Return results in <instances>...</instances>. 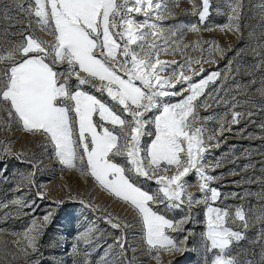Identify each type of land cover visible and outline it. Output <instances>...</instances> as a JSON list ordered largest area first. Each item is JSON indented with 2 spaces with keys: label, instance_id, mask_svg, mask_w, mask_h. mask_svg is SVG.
I'll return each instance as SVG.
<instances>
[{
  "label": "rangeland",
  "instance_id": "1",
  "mask_svg": "<svg viewBox=\"0 0 264 264\" xmlns=\"http://www.w3.org/2000/svg\"><path fill=\"white\" fill-rule=\"evenodd\" d=\"M10 2L0 0V10ZM156 3L161 5L159 10L145 7L131 18L143 24L144 13L149 12V23L156 27L147 30L145 47L154 43V55L159 52L161 61L181 62L158 75L168 77L174 70L177 76L182 72L198 83L219 73L194 102L197 127L204 129L205 174L212 177L208 188L216 189L218 198L212 201L210 191L201 192L203 181L195 170L183 178L186 191L200 202L189 206L185 201L179 208L160 204L154 209L179 222L168 234L181 249L160 250L157 261L156 250H147L142 220L130 204L101 187L79 165L63 166L45 134L25 130L0 105V264H41L44 258L45 264H82L85 253L90 264H208L218 251H205L209 205L227 212L226 226L241 232L243 238L234 240L228 252L241 264H264V0H209L203 21L199 17L202 0H153ZM237 3L239 18L230 20ZM9 15L11 20L4 19L0 11V50L20 45L26 34L53 39L29 13L13 8ZM65 67L57 65V70L63 72ZM71 83H76L74 78ZM83 90L109 100L106 92H96L91 86ZM187 94L163 99L177 103ZM233 113L240 114L236 123ZM158 114L153 109L146 119L153 120ZM124 118L129 117L124 114ZM145 131L154 133V125H147ZM153 139L154 135H144L142 145ZM116 162L124 164L125 160L120 157ZM157 174H163L162 170ZM133 179L145 191L158 190L154 179ZM237 210L244 213L246 227L236 218ZM109 216L118 218L121 228H113L107 222ZM89 229V243L77 239ZM26 236L37 237L35 250ZM118 238L124 245L123 254Z\"/></svg>",
  "mask_w": 264,
  "mask_h": 264
},
{
  "label": "snow or ice",
  "instance_id": "2",
  "mask_svg": "<svg viewBox=\"0 0 264 264\" xmlns=\"http://www.w3.org/2000/svg\"><path fill=\"white\" fill-rule=\"evenodd\" d=\"M202 4L201 21L208 12L209 0H202ZM145 7L156 11L161 5H154L153 0H11L9 7L0 10L4 19H12L9 13L13 8L18 13H29L53 39L45 41L26 34L20 45L0 50V65H4L0 72V105L6 106L7 115L15 116L25 130L45 134L63 166L79 165L101 187L130 204L142 220L147 250H156L155 259L159 261L160 250H181L179 242L168 234L179 222L154 209L160 204L179 208L185 201L189 206L199 203L193 193L186 191L183 179L193 170L203 181L201 192L210 191L212 201L219 195L216 189L208 188L212 177L205 174L204 129L197 127L194 103L219 73L198 83L182 72L177 76L174 70L168 77L159 76V72L172 64L180 66L181 62L161 61L159 52L154 55V43L145 47L147 30L156 24L149 23V12L144 13L143 24L131 18L132 13ZM239 7L237 3L230 20H238ZM235 27L238 31L239 24ZM216 50L222 52L218 46ZM57 65L66 66L65 71H58ZM73 78L75 84L71 83ZM94 80L98 83L93 84ZM84 86L106 92L109 100L83 90ZM185 92L190 94L177 103L163 99L184 96ZM153 109L159 114L153 120L146 119ZM239 117V113H233V123ZM149 124L154 125V133L145 131ZM144 135H154L147 146L141 142ZM120 157L124 164L116 162ZM170 169L175 171L168 175ZM158 170L163 174H157ZM133 177L154 179L158 190H143ZM235 215L246 227L244 213L237 210ZM227 216L219 208L207 207L205 251L218 250L208 264H241L228 249L234 240L243 237L226 226ZM44 220L48 221L49 216ZM107 222L121 228L118 218L109 216ZM91 235L89 229L77 239L89 243ZM36 239H29L34 250ZM117 243L123 254L119 238ZM82 264H90L87 253Z\"/></svg>",
  "mask_w": 264,
  "mask_h": 264
},
{
  "label": "trees",
  "instance_id": "3",
  "mask_svg": "<svg viewBox=\"0 0 264 264\" xmlns=\"http://www.w3.org/2000/svg\"><path fill=\"white\" fill-rule=\"evenodd\" d=\"M46 259L44 258V260L42 261V263L41 264H45V263H47L48 261H45Z\"/></svg>",
  "mask_w": 264,
  "mask_h": 264
}]
</instances>
